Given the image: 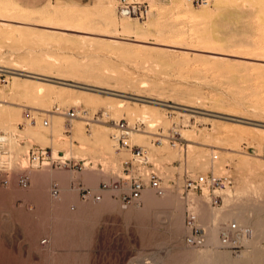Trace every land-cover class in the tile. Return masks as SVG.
Segmentation results:
<instances>
[{"label":"rangeland","instance_id":"rangeland-1","mask_svg":"<svg viewBox=\"0 0 264 264\" xmlns=\"http://www.w3.org/2000/svg\"><path fill=\"white\" fill-rule=\"evenodd\" d=\"M130 1L144 12L124 14L119 0H0L6 19H0V60H20L37 77L55 71L58 78L102 87L86 90L0 70L9 102L0 107V134L9 137L0 141V180L9 178L0 181V264H212V252L225 263L264 264V167H237L239 159L264 162V127L246 123L264 125V0ZM7 20L12 26L2 24ZM15 80L29 93L11 94ZM38 84L61 92L63 100L37 97ZM124 99L138 111L159 112L162 120L144 122L114 107ZM71 108L78 115L67 125L60 112ZM120 119L141 121L131 141L146 156L164 142L175 155L159 153L127 172L124 160L131 154L112 137ZM230 132L235 140L227 138ZM31 147H47L70 165L47 164L51 156L31 161ZM219 159L224 171L214 173L210 165ZM23 168L30 174L27 186L18 181ZM136 169L147 170L146 177L156 172L162 191L148 181L137 198L124 197L127 184L101 188ZM201 174L203 186L187 185ZM212 174L223 181L211 183ZM148 189L152 201L143 198ZM231 209L242 212L245 225L222 226L218 239L227 234L232 243L209 246V215ZM243 227L253 232L245 245L238 238Z\"/></svg>","mask_w":264,"mask_h":264},{"label":"bare ground","instance_id":"bare-ground-1","mask_svg":"<svg viewBox=\"0 0 264 264\" xmlns=\"http://www.w3.org/2000/svg\"><path fill=\"white\" fill-rule=\"evenodd\" d=\"M12 2V1H11ZM0 19L2 20V19H4V18H2V17H0ZM4 20H6V19H4ZM9 20V19H8ZM8 20L7 21H4L2 24H8V25H10V24H12L11 22H8ZM5 24V26H8V25H6ZM10 26H12V25H10ZM64 29H67V28H64ZM37 38V37H36ZM142 40V39H141ZM137 41H139V40H137ZM214 56V55H213ZM3 60V59H2ZM2 60H0L1 62L0 63H4V64H0V70H5V71H8V72H10V74L12 73V77H14V78H19L20 76H26V77H30V78H37V79H40V80H44V81H50V82H56V83H60V84H63V85H68V86H74V87H79V88H82V89H86V90H95L93 87H96V88H102V87H100V86H96V85H92V84H89V83H81V82H78V81H75V80H71V79H65V78H58L56 75L57 74H59V73H55V71L53 72L52 71V74H54L53 76H50V75H46V74H42V75H44V77H37V76H34L33 74H37V72L35 71V70H33L31 67H29L28 65H26L25 63H22V61H20V60H13L12 59V63L11 64H13V65H11V64H8V62L7 61H2ZM57 72H59V71H57ZM56 79H59V80H56ZM71 82H74V83H71ZM9 86V85H8ZM9 91H10V93L11 94H15V95H17V94H28L29 92H28V90L25 88V86H23L20 82H18L17 80H15L13 83H12V85L11 86H9ZM95 91H101V90H95ZM115 91V90H114ZM35 94H36V96L37 97H46V98H49L50 100H53L54 99V97L55 98H57V99H59V100H63V94L61 93V92H53V91H51L49 88H47L46 86H44V85H42V84H38L37 86H36V90H35ZM116 95H118V94H116ZM7 96V94H6V91L5 90H3V88H2V90H0V107H2L5 103H9L7 100H6V97ZM128 98H131V99H134L135 100V102L136 101H143L144 102V104L147 106L148 104H150V103H157V102H154V101H151V100H148V99H141V98H138V97H128ZM67 101V100H66ZM124 101H127V102H130L131 100H129V99H124V100H122V101H120V102H118V104L116 105V106H114V107H116L117 109H125V110H127V112L128 113H130V115L132 114V115H138L139 116V118H141L144 122H151V121H155V123H158L157 121H161L162 120V116H161V114L159 113V112H155V111H153V110H150L149 108H144V109H142L141 111H138L137 109H135V108H133V107H131V106H126V102H124ZM148 103V104H147ZM157 104H160V105H162V106H167V107H172V108H175V109H178V110H182L183 108L182 107H178V106H172V105H169V104H166V103H157ZM177 104V103H176ZM190 107H193V106H190ZM59 110V108L58 109H56V111H58ZM43 111H52V109L50 108V109H44ZM117 111H119V110H117ZM189 111H193V110H189ZM60 113H65V112H60ZM89 118V117H88ZM1 121H2V119H1ZM245 122V121H244ZM11 123V122H10ZM246 123H248V124H251V125H253L254 127H257V126H262V127H264V125H262V124H258V123H256V122H246ZM8 124V123H7ZM151 124V123H150ZM54 125H55V127H56V131L58 130V128H57V126H59V121H57V120H55L54 121ZM55 127H53V128H55ZM156 127V126H155ZM215 131H217V128L216 127H214V129H213V132H215ZM58 133H60V131L58 130ZM187 133V132H186ZM191 133V132H190ZM189 133V134H190ZM230 133H232V132H230ZM56 134V133H55ZM192 134H195V135H197L196 133H193L192 132ZM233 134H235V133H232L231 135H229L227 138L228 139H232V140H235V138H234V136H233ZM58 135H60V134H58ZM136 135H137V133H136ZM139 136V135H138ZM200 136H201V134H200ZM241 136V135H240ZM194 137V136H193ZM8 136L7 135H5V134H3V133H1L0 134V141H7L8 140ZM29 138H30V136H29ZM141 138V137H140ZM198 138V137H197ZM234 138V139H233ZM252 139H253V137H252ZM99 142H101V141H99ZM98 142V143H99ZM144 142V141H143ZM102 143V142H101ZM103 143H105V142H103ZM167 142H164V143H162V150L160 151V152H155V150H151L150 151V156L148 157V155L146 156L147 157V159H148V161L149 160H151L150 158L152 157H155V156H157V154H159V153H164L165 152V154H166V157L167 158H171V157H173L174 155H175V153L173 152V151H169V150H167V148H166V144ZM108 144V143H107ZM104 145V144H103ZM189 146H191V149H193L192 147H195V146H193V144H191V145H189ZM100 149H102V148H100ZM190 150V149H189ZM188 150V151H189ZM193 151V150H192ZM211 152V151H210ZM106 153L108 154V157H109V159L112 161V162H114V160H115V155L113 156V153H111L108 149L106 150ZM214 152L212 151V153L211 154H213ZM222 154V153H221ZM102 156V155H101ZM108 157L106 158V160L108 159ZM218 158V156H215V158ZM103 159V158H102ZM156 159V158H155ZM202 158H200L199 160H201ZM214 159V158H213ZM154 160V159H153ZM48 163V162H47ZM85 164V163H84ZM222 164H223V159H219V160H217V161H213L212 162V165H210L212 168H213V172L214 173H216V172H218L219 173V171H224V169H222L223 168V166H222ZM203 166L204 167H208L209 166V164L208 163H203ZM222 167V168H221ZM237 167L239 168V169H244V168H246V167H248L249 168V170H250V172L251 171H255V170H257V168H263L264 167V162H254V161H252V160H250V159H239L238 161H237ZM143 168V167H142ZM147 167H145V169H146ZM144 169V170H145ZM147 169H149V168H147ZM203 169V168H202ZM104 170V169H103ZM147 171V170H146ZM146 171H144V172H146ZM149 171H150V169H149ZM148 171V172H149ZM143 172V173H144ZM105 173H107V171L105 172ZM148 174V173H147ZM253 174H254V172H253ZM252 175V174H251ZM254 176V175H253ZM147 178V177H146ZM248 178V177H247ZM246 178V180H248ZM146 181H147V179H146ZM209 181V180H208ZM244 181V177L242 176L241 178H240V182H243ZM207 182V181H206ZM205 182V183H206ZM248 182V181H247ZM205 183H202V186L205 184ZM251 184H252V182H251ZM166 187V186H165ZM167 188V187H166ZM151 190H147V191H145V193L143 194V198H144V200H146V201H152V199H153V196H152V194H151V192H150ZM117 192V191H116ZM145 201V202H146ZM252 206V205H251ZM242 208V207H241ZM259 208V207H258ZM235 209V208H234ZM234 209L230 212V213H228L227 215H221V214H217V213H213V214H211V215H209V221H210V224L207 226V227H205V230H207L206 232H207V236H208V244H209V246L210 245H216V247L217 246H219L220 244H222V242L223 243H226V245H228L229 243H232L231 241H230V239H231V237H230V239L229 240H226V241H222V240H219L218 239V233H219V230H220V228L222 227V226H224V227H227V228H231V227H235V226H241V225H245L244 224V222H243V220L245 219V216H243V214H241V213H236L235 211H234ZM238 209V208H237ZM245 209V208H244ZM240 210V209H239ZM229 211V210H228ZM259 211V210H258ZM262 211V210H261ZM260 211V212H261ZM194 212V211H193ZM216 212V211H215ZM263 212V211H262ZM260 221H263V219L262 220H260ZM223 222H225L224 224H222ZM233 223H235V226L233 225ZM244 228V227H243ZM250 232H251V234L250 235H247V236H243L242 235V231L243 230H241L240 231V234H238V238H239V240L243 243V240H246V239H251L252 237H253V232H252V230L251 229H249V228H247ZM206 232H205V238H206ZM227 235V234H226ZM227 236H229V235H227ZM237 238V237H236ZM236 238H234V239H236ZM233 239V240H234ZM232 240V239H231ZM235 241V240H234ZM228 243V244H227ZM237 243V242H236ZM244 244V243H243ZM230 245V244H229ZM245 245V244H244ZM223 246V245H222ZM254 249H253V251H252V253H254L255 252V250H256V246H254L253 247ZM243 252V251H242ZM242 252H241V254H240V257L242 256ZM252 253L251 254H245V256H244V258H243V261H248L249 259H251L250 258V256H252ZM222 254H220L219 252L217 253V252H212L211 253V257H213L214 259H216L215 260V262H213L212 264H232L231 262H229V263H225V262H223L222 261ZM242 258V257H241ZM234 264H241V262H237V263H234ZM242 264H245L244 262L242 263Z\"/></svg>","mask_w":264,"mask_h":264},{"label":"built area","instance_id":"built-area-1","mask_svg":"<svg viewBox=\"0 0 264 264\" xmlns=\"http://www.w3.org/2000/svg\"><path fill=\"white\" fill-rule=\"evenodd\" d=\"M193 2H208V0H192ZM119 7L120 12L128 15L132 14H142L144 12V9L142 8V4L139 2H131L130 0H119ZM146 10V9H145ZM66 116L69 118L67 121V125H71L70 119L76 117L78 115V111L74 108L68 109L66 112ZM45 124H49V120L44 121ZM117 125V131L112 134V137L116 140L118 143V146H121L123 148H126L131 156L129 158H126L124 160L125 169L127 172L131 173V168L134 167L135 162L140 164L141 163H148V159L146 157V151L145 148L136 142L131 141V134L137 130L141 129V121H135L133 123H130L126 119H120L116 122ZM171 140L173 143H175V133H173L171 136ZM4 145L1 144L0 148L1 150L4 148ZM0 150V152H1ZM6 150V149H5ZM7 152V151H5ZM44 156H48L51 158L48 159V163H54L56 161L57 164H63V165H70V162L67 163L64 160H56L52 157V154L49 152V149L42 148V147H31L28 151V158L31 161H41L43 162ZM76 163V162H74ZM148 175V185L158 192L162 191V183H161V177L154 171H151L150 173L146 174ZM227 179L226 177L224 180ZM3 184H7L9 182V178L3 177L0 180ZM18 181L22 186H27L30 182V174L27 171L26 168H23L19 174H18ZM207 181V177L204 175H198L195 177H189L187 185L194 187L197 185H201L202 183H205ZM209 181L213 184H219L223 181L221 177L216 176L214 174L209 176ZM123 184H127L129 186V192L124 195V197H130V198H137L141 195L143 189L147 186L146 184V176L144 173H142L139 169H136L129 177L127 178H117L112 181H103L101 183V188L108 189L111 187L120 188ZM55 192H58V188H54ZM90 191H88L89 193ZM97 198H100L99 194L96 195ZM189 222L191 224L194 223V220L190 218ZM235 226V223H233ZM195 232L196 235L199 236L202 232V229L199 226H195ZM240 234V231H239ZM251 232L244 228L242 231L243 236L250 235ZM241 235V234H240ZM226 238L224 241L229 240L226 236V234L223 236V238Z\"/></svg>","mask_w":264,"mask_h":264}]
</instances>
